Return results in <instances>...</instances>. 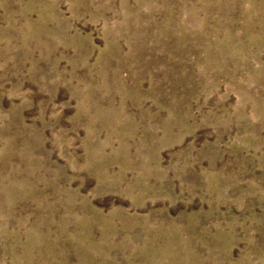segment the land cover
<instances>
[{"label":"rangeland","instance_id":"rangeland-1","mask_svg":"<svg viewBox=\"0 0 264 264\" xmlns=\"http://www.w3.org/2000/svg\"><path fill=\"white\" fill-rule=\"evenodd\" d=\"M0 264H264V0H0Z\"/></svg>","mask_w":264,"mask_h":264}]
</instances>
